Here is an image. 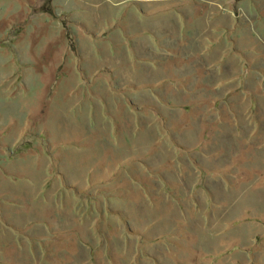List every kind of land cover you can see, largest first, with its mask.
<instances>
[{"label": "rangeland", "instance_id": "374dc122", "mask_svg": "<svg viewBox=\"0 0 264 264\" xmlns=\"http://www.w3.org/2000/svg\"><path fill=\"white\" fill-rule=\"evenodd\" d=\"M0 264H264V0H0Z\"/></svg>", "mask_w": 264, "mask_h": 264}]
</instances>
